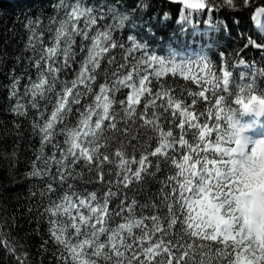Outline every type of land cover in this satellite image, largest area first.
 Returning a JSON list of instances; mask_svg holds the SVG:
<instances>
[{"label":"snow or ice","instance_id":"snow-or-ice-1","mask_svg":"<svg viewBox=\"0 0 264 264\" xmlns=\"http://www.w3.org/2000/svg\"><path fill=\"white\" fill-rule=\"evenodd\" d=\"M170 23L211 48L161 53ZM23 28L2 87L38 147L0 264H264V0H47Z\"/></svg>","mask_w":264,"mask_h":264},{"label":"trees","instance_id":"trees-1","mask_svg":"<svg viewBox=\"0 0 264 264\" xmlns=\"http://www.w3.org/2000/svg\"><path fill=\"white\" fill-rule=\"evenodd\" d=\"M111 2L132 6L136 0H111ZM154 2L156 5L160 3L159 0H154ZM46 3L47 0H0V56H3L4 52L7 51L9 65L13 63L10 57L23 47V38H26L23 28L25 15L29 12L34 13L38 7ZM142 22H148V17L144 16ZM171 30H176L175 36L168 35ZM159 32L164 36V39L153 40L151 43L161 53L172 45V41L178 43V38L182 39L178 47L179 50L191 46L199 49L203 44L208 43L202 36L193 35L191 28L185 33L179 32L174 23H170L166 29H159ZM208 48H211L210 43H208ZM6 71L7 69L3 67V63L0 61V217L5 212L11 215L16 210L17 198L20 199L22 205L27 206L28 201L24 197L28 195V184L19 182L20 176L18 173L26 170L30 158H34L33 150L38 147V138H29L30 132L27 121L22 122L23 136L17 137L13 134L12 117L6 111V92L2 87L3 84L7 83L4 75ZM14 151L17 153L16 156L12 155ZM22 223L23 227L18 230L17 235L22 239V242L31 243L33 245L32 251L35 252L36 242L31 237H25V233L30 232L32 226L26 221ZM44 227H47L46 223ZM50 255L49 253L44 258V264H53L49 258ZM36 260L39 264L38 256Z\"/></svg>","mask_w":264,"mask_h":264}]
</instances>
